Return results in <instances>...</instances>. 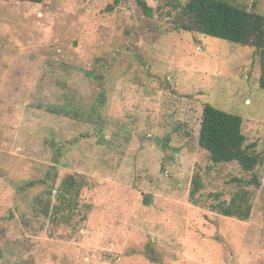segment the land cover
<instances>
[{
	"label": "rangeland",
	"instance_id": "374dc122",
	"mask_svg": "<svg viewBox=\"0 0 264 264\" xmlns=\"http://www.w3.org/2000/svg\"><path fill=\"white\" fill-rule=\"evenodd\" d=\"M260 72L255 49L138 0H0V264H264ZM206 103L243 118L254 173L199 147ZM68 175L88 185L64 222L36 199L55 204ZM241 187L248 220L214 210Z\"/></svg>",
	"mask_w": 264,
	"mask_h": 264
},
{
	"label": "trees",
	"instance_id": "16d2710c",
	"mask_svg": "<svg viewBox=\"0 0 264 264\" xmlns=\"http://www.w3.org/2000/svg\"><path fill=\"white\" fill-rule=\"evenodd\" d=\"M17 1L43 3L44 0ZM124 1L114 0V6L117 7ZM158 1L160 4L157 10L151 8L144 0H138V4L148 17L154 16L156 12L167 17L175 30L210 36L255 49L261 64L259 85L264 89V14L255 7L237 5L229 0ZM243 123L241 116L206 103L198 144L208 153L213 163H236L244 172L254 173L263 163V158L257 152L256 144L247 143V137L243 133ZM33 184L29 182L26 187ZM250 184L257 188L261 187L260 180L256 176L247 182V185ZM87 185L88 182L84 178L75 175L66 176L56 191L55 204L50 202L49 198L42 206V197L36 199L40 201V208L43 207L40 209L43 215L51 214L55 217L54 220L58 217L64 222H70L79 210L82 190ZM194 186L193 197L202 188L199 177L195 178ZM252 197L253 193L250 190L241 187L233 195L230 203H219L214 206V210L225 217L246 221L253 211Z\"/></svg>",
	"mask_w": 264,
	"mask_h": 264
}]
</instances>
